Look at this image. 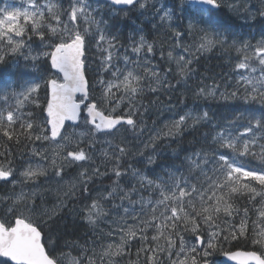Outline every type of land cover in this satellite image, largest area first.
<instances>
[{
  "label": "snow or ice",
  "instance_id": "1",
  "mask_svg": "<svg viewBox=\"0 0 264 264\" xmlns=\"http://www.w3.org/2000/svg\"><path fill=\"white\" fill-rule=\"evenodd\" d=\"M213 50L234 84L197 76ZM210 99L243 107L219 122ZM230 262L264 264V0L0 7V264Z\"/></svg>",
  "mask_w": 264,
  "mask_h": 264
},
{
  "label": "trees",
  "instance_id": "2",
  "mask_svg": "<svg viewBox=\"0 0 264 264\" xmlns=\"http://www.w3.org/2000/svg\"><path fill=\"white\" fill-rule=\"evenodd\" d=\"M139 24L140 21H137ZM233 23L235 30L240 32L241 34L246 35L247 33L251 32L252 35H255L257 38H259V26H255L252 28H249L244 25V22L236 17H233ZM144 27H149L148 25H142ZM162 33V32H161ZM161 33H153V36H160L161 38H164L163 34ZM124 35H127V30L125 31ZM236 54L229 50V52H222L220 50H213L209 54L206 55H200L199 62L194 63V67L196 69L197 76H208V77H215L222 85H224L226 82L230 84H234L236 80L237 74L232 71L234 63L236 62ZM229 77H231V80L229 81ZM207 83H211V80L206 81ZM191 87H195L198 83L197 78H193L190 82ZM188 99L185 101V104L191 108L193 107V99L191 97V94H187ZM201 109H207L209 110L210 114L215 117V119L219 122H226L227 120H230L233 118V116L236 114L237 108H242L243 105L241 102L238 101H221V100H208V101H202L197 100L195 102ZM181 108H183V105L178 106L177 112L182 114ZM171 117L169 114L165 113L161 119H167ZM155 119V117H152ZM178 118V116H177ZM150 123V121H149ZM201 131H207V129H202ZM199 135V134H197ZM189 141H194V137L191 135L186 134V139L183 142V147L191 148L192 145L189 144ZM175 147V145H173ZM170 151V150H169ZM14 155L19 156V152H14ZM70 214L66 212V217L64 223L67 225L66 228V235L65 239L71 241L76 240L77 238H80L82 243L85 238V234L87 231H90L88 226L78 219H74L73 216L68 217ZM75 221V222H74ZM222 260V257L219 258Z\"/></svg>",
  "mask_w": 264,
  "mask_h": 264
},
{
  "label": "rangeland",
  "instance_id": "3",
  "mask_svg": "<svg viewBox=\"0 0 264 264\" xmlns=\"http://www.w3.org/2000/svg\"><path fill=\"white\" fill-rule=\"evenodd\" d=\"M21 3H22V0H3V3H0V7H3L4 6V4H9V5H11V6H15V7H20L21 6ZM158 34V33H157ZM161 34H163V32L161 33ZM163 36L165 37L166 36V34L164 33L163 34ZM210 52H208V53H205V54H203V55H206V54H209ZM202 55V56H203ZM167 114H169L170 116H172L173 115V113H167ZM76 175V171H75V169H68V171H67V175H66V177H65V179L67 180V179H70L71 177H73V176H75ZM105 184H107V183H109V181H105L104 182ZM78 202H77V206L80 204V201L79 200H77ZM50 203L51 202H54V198H50V201H49ZM74 217H76V216H73V218ZM102 227H103V225H102Z\"/></svg>",
  "mask_w": 264,
  "mask_h": 264
},
{
  "label": "flooded vegetation",
  "instance_id": "4",
  "mask_svg": "<svg viewBox=\"0 0 264 264\" xmlns=\"http://www.w3.org/2000/svg\"><path fill=\"white\" fill-rule=\"evenodd\" d=\"M77 202L78 201H75V203H76V205H77ZM80 205V204H79ZM79 205L77 206V207H79ZM70 207H71V204L69 205ZM68 214H70L68 217H71V216H76V217H74V219H78L79 218V216H78V214H76V213H68ZM89 233V231H87V233L85 234V237H86V235ZM76 240H80L81 241V239L80 238H77ZM81 243H82V241H81Z\"/></svg>",
  "mask_w": 264,
  "mask_h": 264
},
{
  "label": "water",
  "instance_id": "5",
  "mask_svg": "<svg viewBox=\"0 0 264 264\" xmlns=\"http://www.w3.org/2000/svg\"><path fill=\"white\" fill-rule=\"evenodd\" d=\"M78 98V97H77ZM67 123H70V122H67ZM225 258L222 257V260H224ZM230 264H235V262H230Z\"/></svg>",
  "mask_w": 264,
  "mask_h": 264
}]
</instances>
